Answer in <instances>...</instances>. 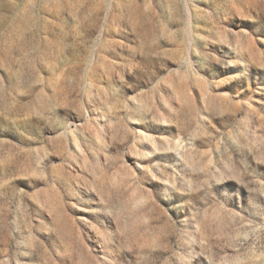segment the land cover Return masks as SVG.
I'll use <instances>...</instances> for the list:
<instances>
[{"label":"rangeland","instance_id":"obj_1","mask_svg":"<svg viewBox=\"0 0 264 264\" xmlns=\"http://www.w3.org/2000/svg\"><path fill=\"white\" fill-rule=\"evenodd\" d=\"M0 264H264V0H0Z\"/></svg>","mask_w":264,"mask_h":264}]
</instances>
